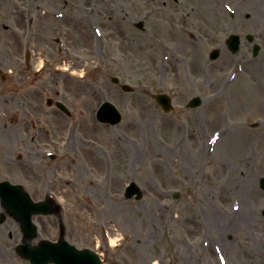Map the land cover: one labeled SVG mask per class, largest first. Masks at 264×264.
<instances>
[{
  "label": "rangeland",
  "instance_id": "obj_1",
  "mask_svg": "<svg viewBox=\"0 0 264 264\" xmlns=\"http://www.w3.org/2000/svg\"><path fill=\"white\" fill-rule=\"evenodd\" d=\"M5 5L13 17L0 18V37L8 38L5 23L23 21L22 39L36 52L31 83H58L71 110L43 122L44 153L57 158L34 157L24 174L14 166L9 178L25 183L38 200L55 196L70 240L109 263L264 264V0ZM139 21L144 30L134 25ZM235 32L243 36L238 53L226 45ZM247 33L261 46L257 56ZM214 48L220 52L212 59ZM112 76L135 91H123ZM159 92L172 96V112L154 100ZM198 95L202 104L189 107ZM48 96L55 97L45 94L47 116L53 110ZM104 101L122 112L121 123L98 121ZM8 108L0 97V129L20 132ZM133 180L143 189L140 199L124 197ZM240 211L249 224L238 219Z\"/></svg>",
  "mask_w": 264,
  "mask_h": 264
},
{
  "label": "flooded vegetation",
  "instance_id": "obj_2",
  "mask_svg": "<svg viewBox=\"0 0 264 264\" xmlns=\"http://www.w3.org/2000/svg\"><path fill=\"white\" fill-rule=\"evenodd\" d=\"M6 1L0 0V18H4L3 15H5L7 20L12 19L13 9H8V6L5 5ZM57 11L55 10V12ZM34 22L35 20L31 18L30 26ZM22 24L23 21H18L15 27V24L5 23L4 29L7 31L8 38L0 37V45L5 46L0 47V83H6V89H0V97L3 99V103L11 105V108L6 111V116L18 119L19 126L23 127V131L19 128L21 133L17 131V128L4 127L0 129V175L4 176L0 179H9L25 184L9 178L13 173L12 168L14 166L19 169L24 168L19 171L24 174L26 166L34 162L33 158L41 157L40 152L44 150L46 134L43 122L49 124L51 117L56 120V117L61 113L55 106L57 99L54 100L49 96L47 103H51L49 108H53V110L47 116L46 110L42 107L45 94L49 90L55 97H59L62 92L59 88L57 89L58 83H31L30 77L35 66V62L32 64V58L36 52L28 51L30 43L24 42L22 39ZM53 120L51 125L54 123ZM18 148L26 151L23 153L25 156L20 153L15 154ZM30 152H35V155L30 157ZM25 186L27 185L25 184ZM31 195L33 194L31 193ZM63 211L64 209H61L58 215L34 216L33 220L36 225L34 233L29 228L25 230L24 224L5 213V220L0 223V233L4 237V242L0 238V264H31L30 259L24 256L25 252L21 250V247L37 246L46 239L53 242L58 241L62 232L66 239L72 242L70 240L71 229L68 227ZM106 264L116 263H109L106 260Z\"/></svg>",
  "mask_w": 264,
  "mask_h": 264
},
{
  "label": "water",
  "instance_id": "obj_3",
  "mask_svg": "<svg viewBox=\"0 0 264 264\" xmlns=\"http://www.w3.org/2000/svg\"><path fill=\"white\" fill-rule=\"evenodd\" d=\"M139 27H143V23L140 22L137 24ZM251 38V35H249ZM229 47L234 51H238L240 46V37L238 35H231L228 40ZM259 46L255 45L254 53L257 54L259 51ZM218 55V51H214L212 53V57H216ZM112 80L114 82H118L119 79L113 77ZM122 88L126 91L131 90L132 88L129 85H123ZM156 100L162 105V107L166 111H170L172 109L171 99L165 93H160L155 95ZM201 103L200 97H195L190 105L197 106ZM60 106L66 110L63 104ZM98 117L102 121L110 122L112 124L119 123L121 121V114L116 109V107L110 103L106 102L98 111ZM261 185L264 188V178L261 180ZM3 194V203L8 208H12L16 213L20 216L25 217L26 220L30 219L33 213H50L52 212V202L50 200L42 201V202H34L22 188L11 185L9 183H0V194ZM134 193H137V198L141 197V192L138 186L135 183H131L127 189L126 196L131 197ZM176 196V195H175ZM60 248L70 249L72 252H68L65 250L63 253L60 252ZM42 251L39 254H35L38 251L31 250V259L34 263H39L43 260L48 261H56L60 264H101L99 257L97 254L93 253L88 249L77 250L75 247L70 246L69 244H46L41 247Z\"/></svg>",
  "mask_w": 264,
  "mask_h": 264
},
{
  "label": "bare ground",
  "instance_id": "obj_4",
  "mask_svg": "<svg viewBox=\"0 0 264 264\" xmlns=\"http://www.w3.org/2000/svg\"><path fill=\"white\" fill-rule=\"evenodd\" d=\"M67 69L68 68L65 67L64 70H67ZM259 105H261V104H259ZM87 120L90 121V118H88ZM85 127H86L87 130H91L93 128L89 124H86ZM236 215H237L238 219H240V221L243 223V225L249 224V222H251L250 217L249 216H244V214L241 211L239 213L236 212ZM217 217H218L219 221H221V225H222V223H223V221L225 219L224 214H222V213L221 214H217ZM222 228L225 229L226 232H228V231L231 230V229L229 230V226L228 225H226V227L223 225ZM113 242H116V239L115 238L113 239Z\"/></svg>",
  "mask_w": 264,
  "mask_h": 264
}]
</instances>
